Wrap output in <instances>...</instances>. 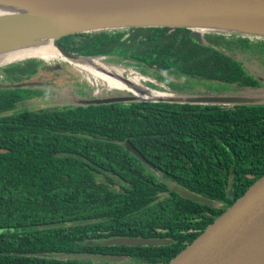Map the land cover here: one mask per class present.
<instances>
[{
    "label": "trees",
    "instance_id": "16d2710c",
    "mask_svg": "<svg viewBox=\"0 0 264 264\" xmlns=\"http://www.w3.org/2000/svg\"><path fill=\"white\" fill-rule=\"evenodd\" d=\"M58 42L77 55L117 56L145 73L148 67L262 85L249 65L261 61L264 37L205 32L200 43L187 28L127 27ZM251 47L261 52L247 62ZM39 58L10 66L31 73ZM14 91L4 111L20 98ZM70 104L0 114V264H166L264 175V105ZM126 140L146 161L126 148ZM51 223L63 225L40 228ZM121 237L168 242L107 243Z\"/></svg>",
    "mask_w": 264,
    "mask_h": 264
},
{
    "label": "water",
    "instance_id": "95a60500",
    "mask_svg": "<svg viewBox=\"0 0 264 264\" xmlns=\"http://www.w3.org/2000/svg\"><path fill=\"white\" fill-rule=\"evenodd\" d=\"M15 7L0 13V54L29 46L37 42L51 41L54 55L30 53L0 60V67L28 59L57 57L64 62L94 60L70 52L58 40L66 35L105 29L127 27H182L190 30V36L204 41L205 32L238 34L248 37H264V0H6ZM261 62V61H260ZM105 64V63H103ZM264 64V63H263ZM57 63L49 69L57 70ZM107 65V64H105ZM108 66V65H107ZM262 73H264V66ZM260 66L250 72H257ZM59 67V68H57ZM83 68V67H82ZM84 69V68H83ZM90 72L87 69H84ZM94 74V73H92ZM127 87L144 92V85L134 82L123 73L119 75ZM261 86L232 85V89L209 94L184 93L178 90L160 91L159 97H142L128 88L130 93L112 96L78 97L79 104H100L123 101H161L190 104L264 105V79L258 75ZM140 79V78H139ZM137 78V80H139ZM142 79H145L143 76ZM41 85L23 82L17 87ZM0 87L6 88L5 84ZM126 88V87H125ZM149 89L156 88L146 87ZM159 91V90H158ZM125 146L143 161L142 154L129 141ZM171 188H174L171 185ZM184 197L206 205L213 201L186 189L176 188ZM232 195V191H228ZM62 223L41 225L40 228L62 226ZM104 241H102L103 243ZM162 239L121 237L107 241L115 245H155L167 243ZM77 256L93 261H113L115 255L58 254L57 257ZM166 264H264V175L257 179L242 196L237 198L204 231Z\"/></svg>",
    "mask_w": 264,
    "mask_h": 264
},
{
    "label": "rangeland",
    "instance_id": "374dc122",
    "mask_svg": "<svg viewBox=\"0 0 264 264\" xmlns=\"http://www.w3.org/2000/svg\"><path fill=\"white\" fill-rule=\"evenodd\" d=\"M247 52L250 53V56L246 57L245 60L247 62H250L251 59L255 57V55H257L259 52H261V50L251 47V48H247ZM259 58H261V61L264 60V52L260 53ZM41 59H43V58H41ZM54 59H58V58L55 57ZM54 59H52V60H54ZM50 60H47V61H50ZM118 60H119L118 57H114L111 61L104 60L105 62H103V63L107 64L109 67H111L116 72H120V74L123 73L124 75H127L133 81L135 80L137 83L143 84L145 87L155 86L156 90H159L162 92L170 89L165 84H162L161 82H158L157 80H155L153 78H151L152 82H148L149 80H147L144 83L142 80L139 79V78H141V76H140V74L135 72V70H134L135 67L133 66V64L120 63L119 62L120 60L119 61ZM86 62H87L86 59L85 60L83 59L80 61L72 60V61L65 62L66 63L65 64V73H64V75H60V76L56 77V79L54 80L55 81L54 86H47V87L40 86L34 90L41 91V92L42 91H51V92H49V93H51L49 99L54 98L53 100H51L52 103H57V100L68 101V100L78 99V97H89V96H94V95L100 96V97H105L108 95L109 91H118L119 92L118 94H120L121 91H122L121 92L122 94L127 93L126 91H128V89H126L124 87L112 85L109 82H107L106 80H104L102 77L97 76V75L92 74V73H89L88 71L84 70L81 67V63H86ZM260 64H262L264 66V64L262 62L255 61L254 64L252 63L251 65H249V69H251L253 67L260 66ZM261 70H262V67L260 66V68H258L257 72H259ZM148 72L153 77H156L157 75H159L156 72V70H154L152 68H148ZM164 75L166 77H172L173 76V75H170L169 73H165ZM259 75L262 76V71H261V73H259ZM35 76H37L38 80H48V78L45 77L47 75H46V73H44L43 70H41V71L38 70L37 73L35 74ZM9 77H11V76H9ZM137 78L139 80H137ZM173 78L176 81H178L177 83L173 82V85L175 84L174 89H176L180 92H184V93L209 94V93H215V92L217 93V92H221L224 90L232 89V85H230L226 82H221V81H217V80L201 79V78L194 77V76H189L187 78L185 77L183 79L181 78V76H179V77L173 76ZM145 79H147V77H145ZM146 82H148V83H146ZM166 82H167V80H166ZM12 90H13L12 88L10 89L8 87H6V88L0 87V97H1L0 114H6V112L7 113L22 112V111H26V110H32V109L38 107L39 103L38 102L36 103V101L34 99H30L33 102L32 101L26 102L27 101L26 97H24L25 94L22 93V88H20V89H18L19 94H17L18 93L17 91H14V93L19 95V96H22L23 100L14 103L11 108H8L9 110L4 111V109H5L4 104H6V100H8L9 94L12 93ZM56 98H58V99H56ZM3 100H5V101H3ZM29 103L30 104L34 103V106H31ZM40 103H45V102H40ZM43 105L46 106L47 104H43Z\"/></svg>",
    "mask_w": 264,
    "mask_h": 264
},
{
    "label": "flooded vegetation",
    "instance_id": "af4514ba",
    "mask_svg": "<svg viewBox=\"0 0 264 264\" xmlns=\"http://www.w3.org/2000/svg\"><path fill=\"white\" fill-rule=\"evenodd\" d=\"M74 34H76V33H74ZM114 57H117V56H113V58ZM51 58L54 59L55 57H46L45 59L43 58L44 60L41 59V58L33 59L35 61V64L36 63L37 64H36V67L34 68V70L31 73H29V70H28V72H27V70H25L26 72H24V73H22L21 71L19 72L18 70H13L12 71V67L13 66H10L11 63L5 65L6 67H4V69H2V71H0V84H5L8 88H10V89L12 88L13 90H15L17 92H18V89L22 88V93L25 94L24 97H26V100H27L26 102H28V101L31 102L32 100H30V99H34L36 101V103L37 102L39 103L38 107H36L34 109H39L43 104H47L46 106L44 105V107H46V108H49V107H64V106L71 105L70 103L74 102L75 99L68 100V101L57 100V103H52L51 100H53L54 98L49 99V97L51 95V93H49V92H51V91H42L41 92V91L34 90V89H37V87H40V86H44V87L54 86L55 85V83H54L55 81L54 80L56 79V77H58L60 75H64V73H65V64L66 63L63 60H60V59L52 60ZM47 60H50V61H47ZM57 63L62 64V66L60 65L61 66L60 68L57 67L59 69H57V70L49 69L50 66H55ZM146 69H147V72L145 73L140 68L135 67V69H134L135 72H137L141 76L140 80H142L144 83L147 80H149L148 82H152L151 78H153V79L157 80L158 82H161L162 84H165L168 88H170L173 85V82L174 83L178 82V81H176L173 78V76H175V77L181 76L182 79L185 78V77L187 78V77L190 76V75L188 76V75H183V74H172V73H170V72H168L166 70L152 68V69L156 70V72L159 74L156 77H153L148 72V67H146ZM38 70H40V71L43 70L44 73H46L47 76H45V77H47L48 80H38L37 76H35V74L37 73ZM165 73H169L170 75H173V76L172 77H166L164 75ZM9 76H11V77H9ZM143 76L147 77V79L143 80L142 79ZM166 79H167V82H166ZM209 80H211V79H209ZM29 81L40 83L41 85L24 86V87H17L16 86V85H18L20 83L29 82ZM148 82H146V83H148ZM221 82H223V81H221ZM174 86H175V84H174ZM118 93H119L118 91H109L108 95L112 96V95H116ZM17 94H19V92ZM22 98L23 97L20 96V98L18 100H16L14 103L23 100ZM56 99H58V98H56ZM40 102H45V103H40ZM30 105L34 106V103H32Z\"/></svg>",
    "mask_w": 264,
    "mask_h": 264
},
{
    "label": "bare ground",
    "instance_id": "6f19581e",
    "mask_svg": "<svg viewBox=\"0 0 264 264\" xmlns=\"http://www.w3.org/2000/svg\"><path fill=\"white\" fill-rule=\"evenodd\" d=\"M14 7L15 5L10 3L9 1L0 0V13L11 11ZM30 53H42V54H47V55H54L55 50L51 45V41L37 42L29 46H24L21 48H17L15 50H9V51L3 52L0 54V60H5V59L12 58L15 56L26 55ZM81 67L89 70L90 72L94 73L97 76L102 77L104 80H106L110 84L124 87V88L126 87V89L130 88L136 91L139 95H142V97L148 98V97H159L160 95L162 96L164 95V93L162 94L158 90L149 89L146 87H144L145 89L144 92L133 89L132 87H127L119 76L120 72H116L111 67L103 63L91 60L86 63H81Z\"/></svg>",
    "mask_w": 264,
    "mask_h": 264
}]
</instances>
